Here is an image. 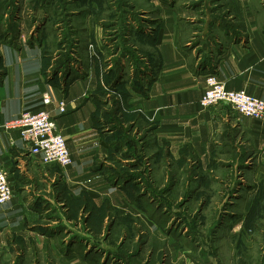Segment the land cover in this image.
<instances>
[{
  "label": "crops",
  "instance_id": "crops-1",
  "mask_svg": "<svg viewBox=\"0 0 264 264\" xmlns=\"http://www.w3.org/2000/svg\"><path fill=\"white\" fill-rule=\"evenodd\" d=\"M154 4L157 13L135 34L141 46L129 42L130 34L116 44L105 42L108 29H98L90 15L83 30L89 38L86 45L77 38L71 67L55 76L54 61L45 64V53L54 49L45 42L0 44V168L8 172L13 189L11 200L0 205V243L8 231L13 236L4 237L6 242L33 246L36 261L82 264L73 252L60 253L58 243L68 241L61 238L63 226L73 224V218H64L66 201L83 198L89 206L106 204L119 213L130 206L125 198L130 184L112 185L94 168L109 148H124L109 137L114 130L105 127L118 113L113 112V98L126 117L123 122L137 126L136 131L141 124L149 130L146 142L154 165L194 160L197 173L207 175L212 164L232 171L252 163L253 194L255 184L264 180V119L242 115L227 104H200L208 73L217 75L227 89L264 99V0H227L220 5L227 7L222 16L206 2L200 5L206 8L200 18L195 12L199 5L191 2ZM180 4L186 11L179 10ZM113 75L125 92L106 88L108 101L99 107L103 97L93 94ZM45 93L49 104L43 101ZM61 101L65 112L59 109ZM43 109L67 140L73 159L67 168L44 163L25 146L18 130L4 129L5 122L22 112ZM196 174L191 180L198 179ZM199 185L202 189L204 184ZM52 210L57 213L52 224H38Z\"/></svg>",
  "mask_w": 264,
  "mask_h": 264
},
{
  "label": "rangeland",
  "instance_id": "rangeland-1",
  "mask_svg": "<svg viewBox=\"0 0 264 264\" xmlns=\"http://www.w3.org/2000/svg\"><path fill=\"white\" fill-rule=\"evenodd\" d=\"M178 1L199 5L197 18L205 14V5L202 9L200 5L206 2L221 16L227 9L220 8L227 0ZM181 4L179 10L186 11ZM157 10L154 0H0V44L41 46L45 42L54 56L62 51L60 41L71 46L81 38L86 45L89 38L83 30L91 15L93 25L108 29L105 42L116 44L130 34L129 42L141 46L135 34ZM121 113L105 127L114 130L109 137L124 143V148H109V155L94 168L101 169L112 185L119 181L111 180V173L121 176L125 170L141 175L143 183L136 192L145 188L148 193L133 196L131 187L132 193H125L130 206L122 213L113 207L96 205L93 210L92 205L66 201L64 218H73V224L63 226L64 231L61 227V238L68 241L58 243L60 253L73 252L82 264H264V180L255 184L253 194V164L229 171L216 163L208 166L207 175L197 173L199 164L194 160L154 165L146 142L149 130L141 124L136 131L137 126L123 122L126 117ZM194 173L199 177L191 180ZM42 218L38 224H52L57 213L52 210ZM2 236L0 264H56L33 259L31 245L7 243L4 237L12 233ZM108 249L112 252L106 258Z\"/></svg>",
  "mask_w": 264,
  "mask_h": 264
},
{
  "label": "built area",
  "instance_id": "built-area-1",
  "mask_svg": "<svg viewBox=\"0 0 264 264\" xmlns=\"http://www.w3.org/2000/svg\"><path fill=\"white\" fill-rule=\"evenodd\" d=\"M206 87L200 99L203 108L217 104H227L236 111L254 119H264V99L249 94L246 90L227 89L225 83L214 73L206 75ZM45 104L51 102L48 93L43 95ZM61 112H65L66 103H59ZM7 131L18 130L22 142L35 155H41L46 164H56L67 168L73 162L65 136L58 131L56 123L48 110L22 112L18 117L5 122ZM13 143V142H12ZM13 195L9 175L0 168V205L9 202Z\"/></svg>",
  "mask_w": 264,
  "mask_h": 264
},
{
  "label": "trees",
  "instance_id": "trees-1",
  "mask_svg": "<svg viewBox=\"0 0 264 264\" xmlns=\"http://www.w3.org/2000/svg\"><path fill=\"white\" fill-rule=\"evenodd\" d=\"M58 48L62 49V42L61 41L59 42ZM46 53H45V64H49L52 61L53 55L49 51H48L47 54ZM60 54L62 56H64V55L67 56V60L61 62L62 64H60L57 67H56L57 64H55V67H54L55 69L53 71V76L58 74V68H60V70H62L63 68H65V70H68L71 67L70 63L72 61L71 60L72 56L69 54L68 50L67 51L62 50L60 52ZM120 70H121V68L119 67L118 71H120ZM118 83H119V77H114V75H113V76L110 77L109 81L108 80L106 81L105 86H102V85L99 86L97 88V90L94 92L93 95L99 96V97H104L105 94H107L106 88H108L109 90H112V91H114L116 93H120V95H121L125 91H124V88L119 87L120 84H118ZM119 89H121L122 92H120ZM104 104H105V102L103 101V99L99 100V107H103L102 105H104ZM113 110H114L113 112H118L119 110H121V106H120V103L118 102V100H114ZM101 114H102V116H104L106 114V111L103 110ZM116 149H119V148L117 147ZM112 170H114V168H112ZM110 178H111V180L119 181L121 183V185L124 184V183L130 184V188L132 187L133 188V192L135 193L133 196L136 195L137 197H139V196L145 195L146 194L145 192L148 193L147 190L145 191V188H143V191L142 192L140 191L138 194L136 192L138 190V188H139V185L141 183H143V182H140L142 180L141 179V175L139 176L137 174L127 173L124 170V172H121V176H120L119 173H117V174L116 173H111ZM127 192L128 193H132V190L131 189H127ZM86 201H87L86 199L81 198L80 200H76L74 202L87 204ZM91 205H92L93 210H94V207H96V205L94 203H92ZM102 206H106V204H103Z\"/></svg>",
  "mask_w": 264,
  "mask_h": 264
},
{
  "label": "flooded vegetation",
  "instance_id": "flooded-vegetation-1",
  "mask_svg": "<svg viewBox=\"0 0 264 264\" xmlns=\"http://www.w3.org/2000/svg\"><path fill=\"white\" fill-rule=\"evenodd\" d=\"M67 41L66 40H64L63 42H62V50H65V51H67L68 50V52H69V54L72 56V54H73V51H74V49H75V47H76V43H74V45H71V46H67ZM59 49V48H58ZM60 52L61 51H59V52H57V54H56V56H53L52 57V61H54V65L55 64H57L56 65V67L57 66H59L60 64H62L61 62H63V61H65V60H67V56H62L61 54H60ZM72 60V59H71ZM60 71V68H58V72ZM109 228H111V226H109ZM141 248V247H140ZM94 250L96 251V253H97V247H95L94 246ZM111 252H112V249H108V251L106 252V258H108L110 255H111ZM66 253V252H65ZM98 254V253H97ZM140 253L138 252L137 254H135L136 256L137 255H139ZM123 257L125 258V255H123ZM129 257V256H128ZM131 257H133V256H131ZM131 257L129 258V261H132L131 260Z\"/></svg>",
  "mask_w": 264,
  "mask_h": 264
}]
</instances>
